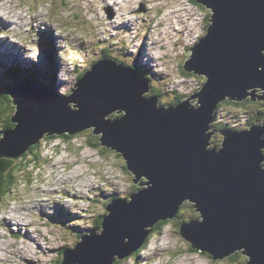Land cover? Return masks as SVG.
Listing matches in <instances>:
<instances>
[{
  "label": "clouds",
  "instance_id": "clouds-1",
  "mask_svg": "<svg viewBox=\"0 0 264 264\" xmlns=\"http://www.w3.org/2000/svg\"><path fill=\"white\" fill-rule=\"evenodd\" d=\"M215 15L207 0H0V41L15 46L25 67H32L41 63L42 33L50 32L56 38L55 91L73 112L81 105L71 97L105 59L132 70L140 59L148 68L141 74L147 83L140 96L154 100L157 111L182 104L199 111L210 76L188 64L209 36ZM258 51L264 57V47ZM31 71L39 85L52 88ZM257 71L264 72V63L257 64ZM28 80L38 86L31 74ZM10 89L0 88V141L20 124L14 118L21 104ZM127 115L126 107H114L102 118L115 122ZM254 128L264 129V84L251 83L243 95L225 89L204 128V151L219 154L228 131L242 134ZM105 135L95 123L51 126L15 154L0 153V167L6 169L0 176V264H66V253L86 236H103L115 200L132 204L154 187L151 177L134 169L125 150L106 142ZM258 140L256 167L264 172V132ZM58 206L67 210L66 217H58ZM205 220L199 201L183 196L171 214L143 225L137 246L112 252L108 264H217L225 254L184 231L185 225ZM131 239L125 235L123 243ZM227 255L232 260L225 264H252L254 259L248 243Z\"/></svg>",
  "mask_w": 264,
  "mask_h": 264
},
{
  "label": "water",
  "instance_id": "water-1",
  "mask_svg": "<svg viewBox=\"0 0 264 264\" xmlns=\"http://www.w3.org/2000/svg\"><path fill=\"white\" fill-rule=\"evenodd\" d=\"M207 2L216 10L215 23L188 64L210 76L199 111L188 110L186 104L157 111L154 100L140 96L147 82L138 70L118 67L107 59L86 75L71 97L81 105L79 112L69 110L66 99L53 98L45 87L32 84L10 90L21 104L14 118L20 124L0 141V153L15 154L44 128L95 123L105 130V141L123 148L132 167L143 169L154 182L132 204L115 200L103 236H86L75 251L66 253V264L76 260L108 264L112 252L137 246L143 225L171 214L183 196L197 199L206 217L203 224L185 225L186 234L225 254L218 260L248 243L252 264H264V172L256 167L262 143L258 136L264 129L242 134L228 131L226 147L219 154L204 151L203 134L211 109L225 89L243 95L251 83L264 84V72L257 71V64L264 63L258 51L264 47V0ZM114 107H126L127 117L104 121L103 115ZM125 235L132 238L129 244L123 243Z\"/></svg>",
  "mask_w": 264,
  "mask_h": 264
},
{
  "label": "rangeland",
  "instance_id": "rangeland-1",
  "mask_svg": "<svg viewBox=\"0 0 264 264\" xmlns=\"http://www.w3.org/2000/svg\"><path fill=\"white\" fill-rule=\"evenodd\" d=\"M50 35H51L50 32H44V33H42V41H41L42 57H41V63H40V65H45V63L48 60V57H47L48 56V51L46 49L45 40L48 39ZM55 39L56 38L53 36L52 37L53 47H54V49H53V62H54L55 65L53 66L52 65L53 62H50V59H49V65L47 67V76L48 75H52L53 77H56V71H57V58H56ZM4 48H5V42L0 41V78H2V77L5 78V73L7 71H9L10 68L15 67V66H18V61L16 59L18 57H15L14 58V57H11V56L8 55L11 50H15V46H12V47L9 46V50H6V51H4L5 50ZM16 51H18V50H16ZM142 55H143V53H142ZM19 57H21V56H19ZM19 60H21V58H19ZM13 61L15 63H17V64H15V63L14 64H11ZM28 62H29V65H31V62L30 61H28ZM20 66H22V65L20 64ZM54 70H55V72H54ZM137 70L142 75H143V72L144 71L148 70L147 66L146 65H143L141 63L140 59L137 60ZM13 74H14V77L17 74L22 75L21 72H18L16 70H13ZM30 74L32 75V77L34 79H37V77H35V73H33L32 71H30ZM39 75H40L41 78H44L46 80L49 79V82L52 83V90L55 91L56 83L54 82V79L52 77L48 78L43 72H39ZM6 76L9 77L10 75L7 74ZM22 79H23V76H21L20 78H15L14 81H13V83L14 82H17L19 80H22ZM0 81H1V79H0ZM56 211H57L58 217L64 218V217L67 216V210L64 209V208H62V207H59L58 206L57 209H56ZM183 211H185V212H194V209H192L191 207H185L183 209ZM231 260L232 259L230 257H227V258H225L223 260H217V264H225V262H230Z\"/></svg>",
  "mask_w": 264,
  "mask_h": 264
},
{
  "label": "trees",
  "instance_id": "trees-1",
  "mask_svg": "<svg viewBox=\"0 0 264 264\" xmlns=\"http://www.w3.org/2000/svg\"><path fill=\"white\" fill-rule=\"evenodd\" d=\"M193 1H196V0H193ZM46 48L48 51V60L50 59V62H53V49H54V47H53V41H52L51 35L49 36L48 39H46ZM32 69H34V67H32ZM11 75L9 77L5 76V78H3V80H6L7 83H4L2 80L0 81V88L11 87L14 84L13 80L15 79V77L11 76ZM52 78H54V77H52ZM5 171H6V169L0 167V176H3ZM230 258L232 259V257H230Z\"/></svg>",
  "mask_w": 264,
  "mask_h": 264
},
{
  "label": "bare ground",
  "instance_id": "bare-ground-1",
  "mask_svg": "<svg viewBox=\"0 0 264 264\" xmlns=\"http://www.w3.org/2000/svg\"><path fill=\"white\" fill-rule=\"evenodd\" d=\"M51 37H53L52 35H51ZM9 56H11V57H18V58H20L19 56H21V54L18 52V51H16V50H11L10 51V53L8 54ZM25 62V61H24ZM26 63H27V61H26ZM15 64H17V63H15ZM27 65V64H26ZM52 65L54 66L55 64H54V62L52 63ZM25 70L26 71H28L29 73H30V71H31V68L30 67H25ZM54 72H55V70H54ZM18 75V77H19V74H17ZM4 83H7L6 82V80H3V77L2 78H0ZM35 80V82H36V84H38V86H41V85H39V82L37 81V79H34ZM41 87H43V86H41ZM45 87V86H44ZM47 90H49L50 92H52V94H55V92H53L52 91V89H51V87H45Z\"/></svg>",
  "mask_w": 264,
  "mask_h": 264
}]
</instances>
